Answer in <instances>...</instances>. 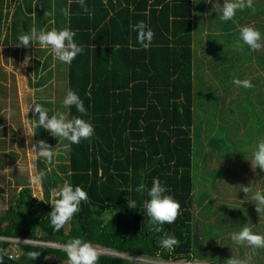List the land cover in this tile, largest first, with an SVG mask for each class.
I'll return each mask as SVG.
<instances>
[{"label":"trees","instance_id":"16d2710c","mask_svg":"<svg viewBox=\"0 0 264 264\" xmlns=\"http://www.w3.org/2000/svg\"><path fill=\"white\" fill-rule=\"evenodd\" d=\"M206 1L208 4L205 0H85L89 14L76 0H0V46L19 48L18 36L33 26L45 31L67 27L76 32L74 39L83 45L84 52L70 65L55 62L50 49L33 45L38 48V88L49 91L50 98L42 101L47 104L43 107L49 116L54 109L69 118L80 116L75 107L67 109L62 105L69 89L76 92L88 112L82 118L95 129L90 140L79 144L58 138L64 147L58 157L62 163L44 179V201L36 199L39 197L29 184L11 194L13 201L0 214L4 264H66L61 246L73 238L97 248L101 252L99 264H194L202 260L222 264L223 260L215 258L216 250L202 252L201 244L212 241L209 234L214 227L205 222L199 226L200 220L196 219L199 197H195V191L203 180L198 163L213 157L216 148H224L226 157H241L246 144L250 148L252 141L257 144L264 140V49L235 47L240 28L247 25L261 32L264 43V0H253V8L238 11L229 21L220 19L224 0H216V7ZM64 8L69 9L68 16L62 13ZM200 16L204 19L201 23ZM140 21L155 33L147 50L138 44L137 33L132 30V25ZM206 25L212 32L211 42L201 54V45L197 44ZM43 71L45 75L40 76ZM234 79H250L254 85L250 89L236 88L247 96L239 107H247L250 120L241 119L237 108H227L233 125L241 119L244 127L251 128L248 139L244 142L242 134L236 146L225 135L229 128L226 119L230 117L223 125L215 117L209 120L210 107L224 105L221 102L234 86ZM53 96L59 99L54 105ZM205 147L210 152H204ZM154 178L181 206L177 220L163 225L164 231L179 241L171 253L158 247V237L164 233L157 234L149 228V218L143 210V201L148 199L146 191L143 195L135 191L141 183L150 189ZM259 181H263L260 190L264 193L262 173L257 185ZM65 182L82 187L89 201L82 202L72 220L55 232L48 217L52 211L50 190ZM215 187L211 185L212 190ZM242 188H237L235 194ZM201 194L205 201L213 192ZM127 199L136 200L138 207L129 209ZM243 199L247 200L248 194ZM254 203L246 206L245 201L235 209L211 205L203 207L198 216L208 218L206 214L215 207L217 213L227 209L232 221L218 220L215 226H226V234L239 232L251 223L253 215L245 207L253 205L251 208L256 209ZM222 235L225 234L216 236L219 239ZM4 239L37 243H18L20 255L11 259V244ZM215 244L220 246L219 242ZM245 248L235 244V257H241ZM32 251L40 252L35 260L28 257ZM220 253L221 246L217 255Z\"/></svg>","mask_w":264,"mask_h":264},{"label":"clouds","instance_id":"9594fccd","mask_svg":"<svg viewBox=\"0 0 264 264\" xmlns=\"http://www.w3.org/2000/svg\"><path fill=\"white\" fill-rule=\"evenodd\" d=\"M76 2L85 13L91 14L85 0H76ZM246 8H253V0H224L220 9V19L222 21L234 20L237 12L244 11ZM61 11L65 16L70 14L68 8L61 9ZM45 14L47 15L48 13L45 12ZM132 30L137 33L138 44L145 50L149 49L155 37L154 31L144 21L132 25ZM75 36L76 32L67 27L60 30L45 31L44 29L38 30L37 27L33 26L28 33L18 36L16 46L27 48L38 44L41 49H50L51 53L59 61L70 65L79 54L84 52L83 45L75 41ZM244 45H247L252 51L264 49L262 34L254 26L247 25L240 28L239 40L236 42L235 47L238 50H243ZM2 49L3 47H0V51ZM233 83L248 89L254 87L250 79H234ZM62 105L67 109L75 107L76 111L81 115L69 118L64 112L57 111L49 116L48 110L42 105L34 104V108L32 106L31 110L37 114L36 119L25 121V134L29 137L34 136L35 133L32 129L38 127L47 130L53 137L66 140L71 144H79L82 140H90L94 135L95 129L89 121L82 118L88 112L79 95L69 89L62 101ZM9 115H11L10 109ZM28 143H31V141L29 140ZM28 150L33 159L43 158L49 166L45 171L33 173L30 176V183L38 186L43 183L46 175L51 171L55 149L46 141L38 140ZM250 163L252 169L264 171V140L257 143ZM50 191L52 211L48 213V217L53 231L59 232L80 211L82 202L87 203L89 201V195L82 187H74L68 182H65L59 188H52ZM135 191L141 195L146 191L148 199L143 201V210L144 214L149 218V228L154 233H164L158 237V247L171 253L178 246L179 241L174 236L168 235L164 231L163 225L174 223L180 216L181 206L179 202L167 194V188L162 185L158 178L153 179L150 189H146V186L141 183L136 187ZM242 191L247 195L251 188L248 185L243 186ZM36 199L44 201L43 199ZM252 200L255 201L256 211L259 215L264 213V193L254 192ZM127 201L129 209L138 207L136 200L127 199ZM231 240L237 245L250 248L252 251L243 259L232 256L226 260V264H253L256 250L264 248V235L254 233L248 226L243 227L239 232L232 233ZM61 250L66 254V264H99L101 252L90 242L83 241L80 238L69 240L61 246ZM5 255L4 250L0 249V264H4ZM39 256L40 252L32 251L28 253L30 260H35Z\"/></svg>","mask_w":264,"mask_h":264},{"label":"rangeland","instance_id":"374dc122","mask_svg":"<svg viewBox=\"0 0 264 264\" xmlns=\"http://www.w3.org/2000/svg\"><path fill=\"white\" fill-rule=\"evenodd\" d=\"M199 58H201V56H199ZM17 74L18 76H20V70L17 71ZM42 74L45 75L44 71L41 72L40 76ZM10 76H12V72L11 75L10 73L7 74V80L8 77ZM30 81L35 84V82L38 81V79L36 77L34 78V76H31ZM6 84L8 85L7 81ZM236 88L238 89V86L234 84L232 89L231 90L229 89V91L226 92L225 94L226 96L224 97L222 96L224 101L221 103H224V105L222 104L212 105L210 107L211 110L209 115V120L217 119V121L222 125L225 124L224 120L227 117H230L229 120L226 119V124L229 128L227 127L228 132H226L225 135L229 137L227 138L228 142L230 143L233 142L235 146L237 144V142L235 141H237L238 138L242 136V134H243V140L245 142V140L248 139L249 130H251L249 126L244 127L241 121V119L250 120V112L247 110V107L245 106L239 107V105H241L242 102L246 101L247 96L241 90L238 91ZM30 89L28 88V85L26 83L25 84L23 83L22 86L19 87L17 92H13V93H17L16 95L20 96V99L23 100L22 105L26 104V100L28 96L34 97L35 94H37L35 93L36 90H30ZM46 89L47 88H44L42 90L38 89V104L42 106H47V104L43 103L42 101L45 100L46 98H50V96H48L49 91L47 92ZM12 97H14V94H12ZM51 99L54 100L53 105L59 102V99L55 100V96L51 97ZM9 101L12 102V99L10 98ZM33 103L36 104L35 102ZM205 106L207 107V105ZM214 107L215 108L218 107L219 109L222 108L225 110H220L218 112ZM227 108H237L236 111L238 112L239 117L240 114L242 115L237 125L232 124L233 118L232 116H230L231 111L227 110ZM8 109L11 110V115L6 113L5 125L0 128V135L2 136L0 137V214L7 207V205L13 201L11 194H15L19 192L22 189V186H25L27 184H29L33 188V193L35 196H38L40 199H45V193L43 188L44 180L41 185L34 186L30 183V176L33 173H39L42 168L49 166L46 164L43 158L33 159L29 153L28 148H30L32 144H35L38 140H44L49 145H51V147L55 149L54 161H53V165L51 166V170H53L60 163H62V160L59 159L58 157L62 156L63 148H64L60 146L59 141H57L58 140L57 138L53 137L47 130L44 129L38 128L37 130L36 128H33L32 131L35 133V135L32 137L27 136L25 134L24 127H25V121L28 120V114L25 115V110H23L20 107L18 108L15 107V109L12 110L11 106H9ZM28 110H30L29 107ZM56 112L57 110L54 109L52 115L55 114ZM197 113H200V115L203 116V114L200 111H197ZM220 114L225 116L223 117ZM245 115L248 117H246ZM213 117H215V119ZM236 119L238 118L236 117ZM238 125L240 126L242 125V126L238 127ZM29 140L31 141V143H28ZM49 140L51 141L52 144L49 143ZM247 145L248 144L244 146L245 148L244 151L243 150L240 151V156L242 157L243 160H241V157L238 156L236 158L226 157L227 153L225 151H222L224 148H222V150L216 148L213 151L214 153L212 154L213 157H210L205 161L203 159L202 161L199 160L198 166L202 168L199 169L201 172V175L199 173V176L203 180L200 186L199 185L196 186V191L198 192L195 191V197H197V195L199 197V199H197V204L195 206L196 209L195 214L197 216L199 212L203 209V207L206 208L211 205H221V204L222 206L229 205L235 209L236 207H241V205L244 204L245 201H246V206L249 205V202H255L252 200L251 193L253 192V190L261 192L260 185L262 184L263 181H261V184L259 181L258 185L256 182L257 180H259V176L261 175V173L263 177L264 171H261L260 169H252L251 167L250 161L252 159L253 152L256 150V145H257L256 142L252 141L250 148H248ZM204 149H205L203 150L204 152L205 151L210 152L208 147H205ZM203 154L204 153H202V156ZM202 174H204L203 177ZM62 185L63 184L61 185L59 184L56 188H59ZM211 185L216 187L212 190ZM247 185L251 188V191L248 193V199L244 200L243 197H246L245 193L242 190H239L235 194V190L239 187H243ZM208 190H211L213 194L210 195L211 197H208L204 201V199L202 198L203 197L202 194L200 195V192L201 191L206 192ZM216 192L217 194H215ZM237 195L238 196L240 195L242 197H238ZM201 200H203V202ZM51 201H52V197L50 194L49 203H51ZM208 202L210 203L208 204ZM251 207H253V205L248 208L247 207L245 208L249 212V215L251 216L253 215L251 217L252 231L254 233L257 232L264 233V213L259 215L256 209ZM216 209H217L216 207L213 209L212 212L213 215L212 213L206 214V217L208 218L198 217V220L202 219L201 221H198V224H200L199 226H201L202 222H205L206 224L213 225L212 227H214V231L210 230V234H209L210 237L213 236L211 238L212 241H210L209 244L202 243L201 246L204 248L202 252L205 253H209L213 250H216L215 258L223 260L222 263H224V261H226L230 257L237 256V252L234 255L233 254L234 251H232L233 247H235V243L231 240L232 233H229L224 236L222 235L221 238L219 239L216 236L217 234H222V233L226 234L225 233L226 226L222 228L215 226L218 220H221L222 222L232 221L231 216L227 212L226 208L225 211H222L223 214L220 211L217 213ZM208 228L211 227L208 226ZM4 240L11 244V246H9L8 253L12 254L15 251V249L18 250V244H16L15 239H4ZM205 240L208 241L207 238H205ZM215 241L217 243L219 242L221 246L222 254L220 253L217 255V250L220 249V246L218 244L216 246ZM28 242L37 243L34 241H28ZM231 242H233V245L229 246V243ZM209 245H214L211 246L213 247V249H210ZM55 246L59 247L60 245L55 244ZM17 254L19 257L20 251H18ZM210 255L212 256V254ZM208 261H212V260H208Z\"/></svg>","mask_w":264,"mask_h":264},{"label":"crops","instance_id":"0c3cea01","mask_svg":"<svg viewBox=\"0 0 264 264\" xmlns=\"http://www.w3.org/2000/svg\"><path fill=\"white\" fill-rule=\"evenodd\" d=\"M210 1H211L212 6L216 7V3H215L216 0H210ZM205 3H207L206 0H205ZM206 6L208 8V5ZM207 8H205V13H207L206 12ZM10 9H11V12H14L13 8H10ZM202 19L203 17L200 18L199 23L203 22L201 21ZM207 28L208 26L206 25L205 29L200 34L201 39L199 41V44H197V46L201 45V46H198L199 53L201 54H203V52H205V50L208 49V46L210 45V42H211L210 35L212 34V32L211 30ZM0 47H3V46H0ZM3 49L4 50L0 51V69L2 70V73H0V128L5 125L6 113L9 114V109H8L9 106H11L12 110H14L15 107L22 108L23 110H25V115L28 114V119L35 120L36 119L35 117L37 114H35L34 111L31 110V107L34 105L33 102L38 104V89L39 90L43 89V87L38 88V81H36L35 84L30 81L31 76H34V78L36 77L38 79V48H36L35 46H32L31 49L23 47V46L19 48H14L13 46H11V47H3ZM57 60H58L57 58H54L55 62ZM19 70H20V76H18L17 74V71ZM11 72H12V76L8 77V80H7V74L10 73L11 75ZM6 81L8 85L6 84ZM23 83L24 84L26 83L28 85V88L29 89L31 88L30 90H36L35 93H37L35 94L34 97L28 96L25 105H22L23 100L20 99V96L16 95L17 93H13V92H17L19 87H21ZM12 94H14V97H12ZM10 98L12 99V102L9 101ZM28 107L30 111L28 110ZM24 117H27V116H24ZM36 129L38 130V127ZM0 137L2 136L0 135ZM201 220L202 219H200V221ZM248 227L252 229L251 223L248 224ZM229 233L230 232H228L227 234ZM257 234L264 235V233H260V232H257ZM251 251L252 250L250 248L246 247L243 255L242 256L240 255L241 257L238 256L237 258L243 259ZM225 262L222 264H226ZM201 263H204V264L211 263L212 264L213 262L208 261V260H202ZM263 263H264V248L257 249L256 254L253 257V264H263Z\"/></svg>","mask_w":264,"mask_h":264},{"label":"built area","instance_id":"2783aa9c","mask_svg":"<svg viewBox=\"0 0 264 264\" xmlns=\"http://www.w3.org/2000/svg\"><path fill=\"white\" fill-rule=\"evenodd\" d=\"M21 242H24V243H25V242H26V243H30V242H28V241H20V240H16V244L21 243ZM38 244H41V243L38 242ZM48 245L51 246V245H53V244L48 243ZM17 252H18V250L15 249V251H14L12 254H10V258H11V259L18 258V254H17ZM194 264H204V263H194Z\"/></svg>","mask_w":264,"mask_h":264}]
</instances>
